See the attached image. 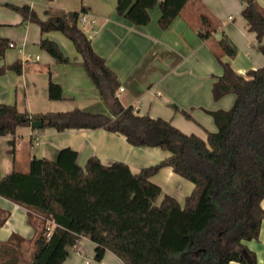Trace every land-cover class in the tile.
<instances>
[{
  "label": "trees",
  "instance_id": "obj_1",
  "mask_svg": "<svg viewBox=\"0 0 264 264\" xmlns=\"http://www.w3.org/2000/svg\"><path fill=\"white\" fill-rule=\"evenodd\" d=\"M189 1L118 0L117 12L145 26L151 21L150 10L160 4L159 25L165 30ZM242 1V16L264 55V13L257 0ZM9 7L21 12L25 21L39 25L42 35L59 31L74 43L89 78L114 114L111 118L80 109L48 113L40 117L43 128L58 132L104 129L123 135L132 146L158 147L170 153L136 174L123 162L105 165L98 157L81 167L78 152L65 148L55 161L33 158L28 172L13 171L2 178L0 196L26 208L31 223L38 219L30 264H64L69 248L83 237L95 243L97 261L109 251L123 264H259L244 242L258 239L264 221V68L251 70L247 76L238 74L222 60L224 56L234 59L236 50L226 36L218 41L217 59L224 73L213 85V97L218 101L233 94L235 101L229 110L209 112L217 131L208 132L206 141L183 133L170 121L140 116L133 107L122 105L117 74L95 52L80 26L86 8L49 11V18L42 20L29 6ZM212 32L201 31L200 36L208 40ZM8 45L0 39V59ZM40 46L57 63H71L56 42L42 37ZM22 70V62L17 61L1 67L0 77ZM57 89L60 93L55 95ZM50 97L62 98L61 89L52 82ZM32 122L28 111L0 104V137H14L13 149L17 129ZM168 167L194 185L184 206L175 197L163 195L152 181Z\"/></svg>",
  "mask_w": 264,
  "mask_h": 264
},
{
  "label": "crops",
  "instance_id": "obj_2",
  "mask_svg": "<svg viewBox=\"0 0 264 264\" xmlns=\"http://www.w3.org/2000/svg\"><path fill=\"white\" fill-rule=\"evenodd\" d=\"M257 1L264 13V0ZM117 2L0 0V39L16 44L15 48L8 47L0 59V68L21 61L23 69L21 74L7 71L0 77V104L15 105L20 112L28 111L33 121L41 120L40 117L48 113L75 109L114 117L110 104L102 100L89 78L74 43L59 31L42 35L39 25L25 21L21 12L9 5L29 6L42 20L49 18V11L86 8L84 13L95 22L80 23V26L95 52L117 74L120 83L117 96L122 105L133 107L137 115L170 121L183 133L195 134L207 141L208 132L217 131L209 112L229 110L235 101L233 94L218 101L213 97V85L224 73L217 59L218 41L226 36L236 50L234 59L224 56L222 60L230 63L238 74L247 76L251 70L264 68L260 43L242 16L243 1L190 0L165 30L159 25L160 4L150 10V23L138 26L118 14ZM206 30L213 32L208 40H203L200 32ZM42 37L56 42L71 63L59 64L41 49ZM51 82L61 89V99L50 97ZM54 93L58 95L60 90ZM13 140L10 135L0 137V180L13 171L28 172L33 158L55 161L65 148L78 152L77 163L81 167H85L91 157H98L105 165L123 162L136 174L170 155L158 147L132 146L123 135L104 129L58 132L53 128L20 127L14 149ZM152 181L162 188L163 195L175 197L182 206L194 189L193 183L176 175L169 167ZM261 206L264 209V198ZM38 229V219L35 224L31 223L26 208L0 196V264H30L26 251L30 257ZM244 244L256 254L259 264H264V221L258 239ZM64 264L123 263L109 251L97 261L95 243L83 237L69 248Z\"/></svg>",
  "mask_w": 264,
  "mask_h": 264
},
{
  "label": "built area",
  "instance_id": "obj_3",
  "mask_svg": "<svg viewBox=\"0 0 264 264\" xmlns=\"http://www.w3.org/2000/svg\"><path fill=\"white\" fill-rule=\"evenodd\" d=\"M87 22H95L94 20H90L88 15L86 13H83L81 16H80V23L84 24V23H87ZM8 47L10 48H15L16 47V44H14L13 42H10ZM121 91H123V88L120 89ZM51 228H50V231L46 234L47 237L50 236L51 234Z\"/></svg>",
  "mask_w": 264,
  "mask_h": 264
},
{
  "label": "water",
  "instance_id": "obj_4",
  "mask_svg": "<svg viewBox=\"0 0 264 264\" xmlns=\"http://www.w3.org/2000/svg\"><path fill=\"white\" fill-rule=\"evenodd\" d=\"M43 126H44V124H43V121H41V120H34V121L31 123V128H32V129H35V130H37V129H42Z\"/></svg>",
  "mask_w": 264,
  "mask_h": 264
},
{
  "label": "rangeland",
  "instance_id": "obj_5",
  "mask_svg": "<svg viewBox=\"0 0 264 264\" xmlns=\"http://www.w3.org/2000/svg\"><path fill=\"white\" fill-rule=\"evenodd\" d=\"M34 252H35V248H33V252L31 254V256L29 257V255H28L29 254V251H26V260L29 259L30 262H31L32 259H33Z\"/></svg>",
  "mask_w": 264,
  "mask_h": 264
}]
</instances>
